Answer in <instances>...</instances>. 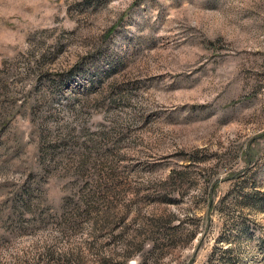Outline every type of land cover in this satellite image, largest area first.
<instances>
[{"label": "rangeland", "instance_id": "rangeland-1", "mask_svg": "<svg viewBox=\"0 0 264 264\" xmlns=\"http://www.w3.org/2000/svg\"><path fill=\"white\" fill-rule=\"evenodd\" d=\"M0 264H264V0H0Z\"/></svg>", "mask_w": 264, "mask_h": 264}]
</instances>
